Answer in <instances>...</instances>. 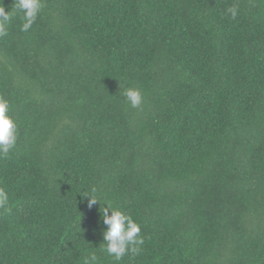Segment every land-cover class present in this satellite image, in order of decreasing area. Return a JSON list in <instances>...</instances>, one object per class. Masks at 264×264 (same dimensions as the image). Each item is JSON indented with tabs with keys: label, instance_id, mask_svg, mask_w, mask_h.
Returning <instances> with one entry per match:
<instances>
[{
	"label": "trees",
	"instance_id": "1",
	"mask_svg": "<svg viewBox=\"0 0 264 264\" xmlns=\"http://www.w3.org/2000/svg\"><path fill=\"white\" fill-rule=\"evenodd\" d=\"M42 3L0 38V264H83L106 230L93 187L141 225L120 264H264V0Z\"/></svg>",
	"mask_w": 264,
	"mask_h": 264
},
{
	"label": "clouds",
	"instance_id": "2",
	"mask_svg": "<svg viewBox=\"0 0 264 264\" xmlns=\"http://www.w3.org/2000/svg\"><path fill=\"white\" fill-rule=\"evenodd\" d=\"M42 7V0H14L11 11H6L3 6H0V38L8 35V28L17 13L23 14L21 30L28 31L35 23ZM227 11L233 19L236 18L237 7H230ZM123 95L126 103L132 108L140 107L143 102L141 92L136 88H126ZM17 139L18 125L10 115V104L6 99L0 98V158L9 154L16 146ZM84 197L87 198L89 209L93 205H101L99 209L100 218L102 224L106 226V230L102 234L104 243L97 250L106 252L108 256L112 257L114 264H120L126 255H139L145 244V238L141 234V225L135 222L130 215L114 208L107 201L102 206V198L95 187L85 193ZM9 211V195L0 188V213H8ZM97 250L90 251L85 256L83 264H100Z\"/></svg>",
	"mask_w": 264,
	"mask_h": 264
}]
</instances>
